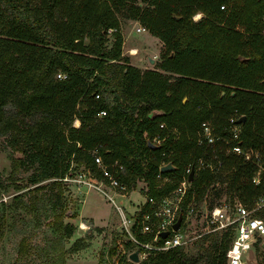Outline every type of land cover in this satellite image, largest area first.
<instances>
[{"label": "trees", "instance_id": "trees-1", "mask_svg": "<svg viewBox=\"0 0 264 264\" xmlns=\"http://www.w3.org/2000/svg\"><path fill=\"white\" fill-rule=\"evenodd\" d=\"M195 14L201 16L193 21ZM120 18L137 21L159 40L160 61L153 69L140 70L121 57ZM263 31L264 0H0V139L12 152L9 176L29 172L28 206L36 210L45 200L58 233L41 246L20 237L18 259L65 264L63 239L73 234L74 225L61 221L63 178L81 167L107 183L93 162V149L126 192L143 182L144 197L158 199L176 187L189 164L211 154L196 144L200 123L208 122L216 136L228 140V118L237 114L244 122L233 143L256 152L258 165L225 154V144L216 142L218 171H194L181 208L210 195L215 183L227 199L236 197L248 207L264 197ZM58 73L65 77L57 78ZM158 134L163 142L149 148L147 139ZM166 163L175 169L160 172ZM9 190L0 185V195ZM41 191L43 197H36ZM19 198L14 200L23 204ZM148 209L147 203L141 206L131 228L140 242L151 238L140 233L139 220ZM7 228L0 211V239ZM210 238L218 243H212L208 264H224L230 235ZM133 246L123 242L124 251ZM86 247L79 238L69 252ZM116 247L113 239L110 258ZM199 260L178 247L149 251L138 263L123 253L116 264Z\"/></svg>", "mask_w": 264, "mask_h": 264}, {"label": "rangeland", "instance_id": "rangeland-1", "mask_svg": "<svg viewBox=\"0 0 264 264\" xmlns=\"http://www.w3.org/2000/svg\"><path fill=\"white\" fill-rule=\"evenodd\" d=\"M200 16V14H195L192 20L195 21ZM138 26L140 25L137 21L120 18L119 32L122 37L121 57H127V64L140 70L153 69L155 64L160 61L161 44L157 38L151 36L146 30L136 32ZM106 39V45L109 47L113 42L110 31L107 32ZM131 51H134V53ZM149 59H152L153 62L151 63ZM119 63H123V61L121 60ZM78 124L75 120L72 123L73 126H77ZM11 155L10 148L6 146L3 139H0V185H9L10 189L9 192H2L0 195V211L3 213L8 227L4 236L0 239V264H24L18 259L20 237H25L26 242L30 246L35 244L41 246L43 245V240L54 238L58 233L54 230L53 226L54 219L56 218L49 210L45 200L42 199L43 201L38 204L36 210H31L28 206L29 198L32 196L29 194V190L33 187L27 181L29 172L20 170L13 178H10ZM79 172L85 173L86 170L78 167L75 171L71 172L70 176L74 177ZM48 183L47 181H43L41 184L45 185ZM65 183L67 185H65L66 188L63 194L64 205L61 221L74 225L73 234L63 239L65 264H96L99 261L104 264H116L117 259L123 253H125L127 258L128 252L123 250V242L127 240V234H125L124 230H121L119 215V219L117 221L115 219V222H111L108 216L114 213V211L118 214L115 206L121 208L126 217L133 215L145 201V197L142 194L145 188L144 183L137 182L134 189L127 191L121 197L111 193L113 203L95 189H87L88 192L85 193L87 187H81V192H78L75 182L69 180L65 181ZM15 185L21 186V188L15 189ZM107 191L110 192L111 190ZM44 192H39L36 197H43L41 194ZM209 194L207 197L204 196L199 202L202 209L217 204L220 200L226 198L222 186L219 185L210 190ZM15 196H19V200L23 204H18L14 200ZM81 201L82 204L80 205ZM79 214H82L81 219H77ZM88 216L96 219L95 223L98 226H94ZM199 228L198 224L196 229ZM95 229L99 230L96 231ZM213 235L218 236L217 234ZM210 237L212 235L203 236L190 243L182 249L183 253L187 257L199 256L200 260L198 264H208L210 256L213 254L211 247L214 242ZM79 238L85 241L87 247L78 250L77 256H74L73 254L76 252H69V248ZM113 239L116 240L117 247L110 258L107 252L111 247ZM216 242L218 243V240L214 243ZM29 252H33L31 248ZM138 258L139 261L143 260L140 256ZM260 260L264 264V251L254 249L247 257V264H259Z\"/></svg>", "mask_w": 264, "mask_h": 264}, {"label": "built area", "instance_id": "built-area-1", "mask_svg": "<svg viewBox=\"0 0 264 264\" xmlns=\"http://www.w3.org/2000/svg\"><path fill=\"white\" fill-rule=\"evenodd\" d=\"M144 30L141 26L136 28V32ZM56 77L64 78L65 75L58 73ZM103 114L104 112L101 111L98 115L101 116ZM240 117V115L233 114L228 118V140L216 136L213 127L208 122H201L196 137V144L210 149L211 154L208 157H203L207 154L204 152L203 156L198 158L194 164H189L184 169L176 187L168 195L158 199L145 197L144 203L148 204L149 209L141 215L139 223L140 233L151 236L148 241L140 242L136 240L131 232V228L136 220L135 214L141 207L133 215L126 217L121 208L115 206L118 212L117 215H119L121 221V230H124L125 234H127V239L134 245L132 249L127 251V260L128 255L136 249L138 250V256L144 259L149 251L163 252L178 247L183 249L203 236L213 234L219 236L224 233L230 235V240L224 253V264H247V257L250 252L254 249L264 251L262 247V242L264 241V197L255 199L250 207L242 204L236 197H232L231 199L223 198L217 204L204 209L193 200L187 203L183 209L181 208L185 191L190 186V181L187 179L189 172H192L194 175V171L197 170H208L211 173L218 171L221 162L216 156V153L219 152L216 150V142L221 141L225 144V154L232 153L241 156L245 161L258 165V154L256 152L243 149L239 143H233L239 138L240 123L237 120ZM158 126L159 128H164L162 123ZM163 140L159 134L152 137V139H147V141L155 146L160 145ZM91 153L93 162L99 169L102 177L107 179V183L97 180L87 170L85 173L79 172L74 177L66 175L63 180H71L77 186H86L87 188L100 190L113 203L112 199L106 194V191L111 190L120 195H125L126 186L113 177L111 170L102 164L96 149H93ZM258 173L259 171L251 179L255 184L259 182ZM213 186H217V183L210 185V187ZM179 214L181 215V221L178 228L173 230L172 225ZM198 224L200 228L196 229ZM164 231H168V235L165 238H161L160 233ZM139 249L143 250L139 251Z\"/></svg>", "mask_w": 264, "mask_h": 264}, {"label": "water", "instance_id": "water-1", "mask_svg": "<svg viewBox=\"0 0 264 264\" xmlns=\"http://www.w3.org/2000/svg\"><path fill=\"white\" fill-rule=\"evenodd\" d=\"M149 61H150L151 63L153 62L152 59H149ZM154 113H156V112H153L152 114H154ZM237 122H238V123H243V122H244V117L241 116V117L237 120ZM147 146H148L149 148H152V149L156 148V146H155L154 144H152L151 142H149V141H147ZM174 169H175V168H174L170 163H166V164H164L163 166L160 167L159 171H160V172H167V171H172V170H174ZM187 179H188L189 181L192 180V172H189V174H188V176H187ZM180 221H181V215L179 214L178 217H177V219H176V221H175V222L173 223V225H172V229H173V230H176V229L178 228ZM167 235H168V231H164V232H161V233H160V237H161V238H165ZM262 247L264 248V241L262 242ZM128 260H130V261L133 262V263H138V262H139V258H138V250H137V249L134 250L132 253H130V254L128 255Z\"/></svg>", "mask_w": 264, "mask_h": 264}, {"label": "crops", "instance_id": "crops-1", "mask_svg": "<svg viewBox=\"0 0 264 264\" xmlns=\"http://www.w3.org/2000/svg\"><path fill=\"white\" fill-rule=\"evenodd\" d=\"M81 187H84V188H86V186H77V188H78V192H81ZM87 189H89V190H92V189H94V188H86V190H85V193H87L88 191H87ZM95 190H97V189H95ZM97 191H99L100 193H101V191L100 190H97ZM115 194V196H124V195H120V194H118V193H115V192H112V191H110V192H108V191H106V194L109 196L110 194ZM102 194V193H101ZM129 194V193H128ZM127 194V195H128ZM103 195V194H102ZM127 195H126V197H127ZM103 197H104V195H103ZM111 199H112V197H111V195L109 196ZM105 199V198H104ZM83 201V200H82ZM82 201L80 202V205L82 204ZM113 201V200H112ZM143 205V204H142ZM79 208H80V206H79ZM111 215H112V217H111ZM89 218H90V220H92L91 222H92V224L94 225V226H98V225H96V219H94V218H92V216H88ZM111 217V218H110ZM82 218V214L80 215H78V217H77V219H81ZM108 219H110V221L112 222V221H114L115 219V221H117V219H119L118 218V215H117V213L114 211V213H112V214H110V216H108ZM96 220V221H95ZM114 221V222H115ZM90 222V223H91ZM89 223V222H88ZM77 254H78V252H76L75 254H73L74 256H77ZM67 261H68V259L66 260V263H67Z\"/></svg>", "mask_w": 264, "mask_h": 264}, {"label": "bare ground", "instance_id": "bare-ground-1", "mask_svg": "<svg viewBox=\"0 0 264 264\" xmlns=\"http://www.w3.org/2000/svg\"><path fill=\"white\" fill-rule=\"evenodd\" d=\"M132 53H134V51H131ZM76 122H78V121H76Z\"/></svg>", "mask_w": 264, "mask_h": 264}]
</instances>
